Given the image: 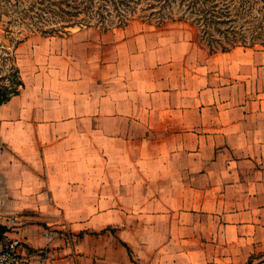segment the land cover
<instances>
[{
	"label": "crops",
	"instance_id": "1",
	"mask_svg": "<svg viewBox=\"0 0 264 264\" xmlns=\"http://www.w3.org/2000/svg\"><path fill=\"white\" fill-rule=\"evenodd\" d=\"M183 32L129 22L17 43L0 249L18 238L26 264H264V49L209 52Z\"/></svg>",
	"mask_w": 264,
	"mask_h": 264
},
{
	"label": "rangeland",
	"instance_id": "2",
	"mask_svg": "<svg viewBox=\"0 0 264 264\" xmlns=\"http://www.w3.org/2000/svg\"><path fill=\"white\" fill-rule=\"evenodd\" d=\"M157 1L0 0V77L2 82H8L14 72L13 49L20 40L33 34L64 35L87 26L112 29L129 22L142 23L147 28L162 31L171 29L185 31L183 35L191 37L201 49L209 50L207 42L209 36L206 37V33H203L200 28L193 27L189 17L179 20L181 10L176 2L170 7L159 8L161 5ZM255 1L251 0L249 3L255 7ZM260 5V3L257 4V6ZM259 17L260 14L255 11H246L243 15H239V22L233 24L237 25L238 29L225 28L213 31L212 35L218 41H213L212 45L217 46L220 43L227 45L236 41L237 45L231 49H264L261 45L264 23L260 22ZM242 40L246 44L240 43L243 42ZM250 40H254V43L248 42ZM246 264L253 263L249 261Z\"/></svg>",
	"mask_w": 264,
	"mask_h": 264
},
{
	"label": "trees",
	"instance_id": "3",
	"mask_svg": "<svg viewBox=\"0 0 264 264\" xmlns=\"http://www.w3.org/2000/svg\"><path fill=\"white\" fill-rule=\"evenodd\" d=\"M250 1L251 0H158L157 3L160 2L161 6H159V8H165L170 7L172 3L176 2V5L181 10L179 20L189 17L193 23V27L197 29L200 28L203 33H206V37L209 36L208 39L205 37L209 44V52H215L227 51L237 45L236 41H232L227 45L220 43L219 45L214 46L212 45L213 41L217 42L218 40L212 35V33L214 30H221L225 28L238 29L237 25L233 24L239 22V15H243L246 11H255L260 14V22L264 23V4H262L264 3V0H256L255 7L249 3ZM259 3L261 5L257 6V4ZM228 24L232 25L228 26ZM225 25L227 26L224 27ZM262 26L264 27V25ZM244 40H242L243 42L240 43L246 44ZM262 41L263 43H261V45L264 47V36ZM248 42L254 43V40H250ZM13 69L14 72L8 79V82H2L0 77V106L4 102H6L12 95L17 94L19 92L20 86L22 85L18 69L14 66V64ZM4 231V228L0 229V238L2 237Z\"/></svg>",
	"mask_w": 264,
	"mask_h": 264
},
{
	"label": "built area",
	"instance_id": "4",
	"mask_svg": "<svg viewBox=\"0 0 264 264\" xmlns=\"http://www.w3.org/2000/svg\"><path fill=\"white\" fill-rule=\"evenodd\" d=\"M11 219L15 220L14 217ZM20 244L21 241L18 238L7 239L0 249V264H26V260L18 252Z\"/></svg>",
	"mask_w": 264,
	"mask_h": 264
}]
</instances>
